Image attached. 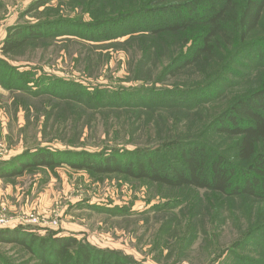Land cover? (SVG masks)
Instances as JSON below:
<instances>
[{
    "label": "trees",
    "instance_id": "trees-1",
    "mask_svg": "<svg viewBox=\"0 0 264 264\" xmlns=\"http://www.w3.org/2000/svg\"><path fill=\"white\" fill-rule=\"evenodd\" d=\"M52 1L33 0L23 16L40 12L36 21L10 27L0 47L1 90L17 94L26 103L38 97L45 99L38 110L43 109L47 117L55 110L64 115L87 108L141 109L146 114L176 108L192 112L197 108L196 114L202 104L219 91L228 90L233 82L246 80L252 71L260 72L259 82L199 132L179 133L133 149L36 147L0 159V179H12L34 167L68 165L98 175L146 180L180 193L204 189L227 201L264 202V0H61L70 10L74 8L77 16L63 13L51 5ZM58 39L133 47L140 53L132 66L135 81L156 71L154 83H164L109 91L100 85L87 86L79 80L48 74L39 65L12 62L15 60L10 54L25 46ZM191 68L201 74L200 80L189 79L183 86L166 83ZM210 133L226 136L227 146L207 138ZM175 200L154 207L163 211ZM188 203L190 209L198 207L195 198ZM194 216L180 238L178 255L201 232L210 234ZM175 218L168 215L158 239L172 233ZM0 244L20 246L42 264H140L120 250L101 249L74 236L41 234L30 226L0 228ZM231 247L227 257L234 256L237 261L231 264L247 263L248 259L233 253L247 247L260 255L249 258L250 264H264V225H254ZM0 264L13 263L0 251Z\"/></svg>",
    "mask_w": 264,
    "mask_h": 264
},
{
    "label": "rangeland",
    "instance_id": "rangeland-1",
    "mask_svg": "<svg viewBox=\"0 0 264 264\" xmlns=\"http://www.w3.org/2000/svg\"><path fill=\"white\" fill-rule=\"evenodd\" d=\"M32 1L0 0V47L10 27L36 21L40 12L23 16ZM51 5L69 16H77L78 12L74 8L70 10L66 1L55 0ZM83 17L89 19L88 14L84 13ZM135 51L133 47H115L110 42L95 44L58 39L48 44L38 42L25 46L10 57L15 60L12 62L39 65L48 74L79 80L87 86L100 85L109 91L164 83H154L156 71L135 81L138 79L132 66L140 58V53ZM259 75L260 72L252 71L246 80L233 82L228 90L219 91L216 97L202 104L196 114L193 113L197 108L192 112L176 108L148 114L141 109L87 108L64 115L61 110H55L47 117L43 109L38 110L45 99L38 97L26 103L17 94L0 88V159H9L36 147L89 151L124 146L133 149L179 133L199 132L231 102L256 86ZM200 77L201 74L191 68L182 77L166 83L183 86L185 81L200 80ZM207 138L221 147L227 146L226 136L210 133ZM194 198L198 207L190 209L188 201L192 203ZM224 198L204 189L180 193L146 180L120 174L98 175L68 165L34 167L12 179H0V212L9 219L6 227L30 226L41 234L74 236L101 249L132 255L140 264L235 262L234 256L227 257L229 250L248 229L264 225V202L238 199L232 202ZM168 199H177L171 201V208L159 211L154 207L167 203ZM168 215L176 216L175 229L165 239L163 236V240L158 239ZM193 215L210 234L201 232L191 246L178 255L176 248ZM34 216L40 217L42 225L28 223ZM55 220L57 225L53 224ZM245 249L233 253L248 259L246 264L252 263L249 258H260L252 248ZM0 251L13 264H42L20 246L0 244Z\"/></svg>",
    "mask_w": 264,
    "mask_h": 264
},
{
    "label": "built area",
    "instance_id": "built-area-1",
    "mask_svg": "<svg viewBox=\"0 0 264 264\" xmlns=\"http://www.w3.org/2000/svg\"><path fill=\"white\" fill-rule=\"evenodd\" d=\"M43 221H45V220H43ZM8 222H9L8 217L4 213L0 212V228L6 227ZM28 223H38V224L42 225L40 217H35V216L30 217L28 220ZM53 224L57 225L58 221L57 220L53 221Z\"/></svg>",
    "mask_w": 264,
    "mask_h": 264
}]
</instances>
